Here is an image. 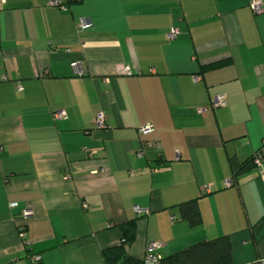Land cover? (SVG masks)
<instances>
[{
	"label": "crops",
	"instance_id": "0c3cea01",
	"mask_svg": "<svg viewBox=\"0 0 264 264\" xmlns=\"http://www.w3.org/2000/svg\"><path fill=\"white\" fill-rule=\"evenodd\" d=\"M67 1L0 4V264H106L134 219L140 261L150 242L163 258L222 236L235 264L264 261V158L232 167L264 157V13L253 0ZM193 199L197 227L179 211Z\"/></svg>",
	"mask_w": 264,
	"mask_h": 264
},
{
	"label": "trees",
	"instance_id": "16d2710c",
	"mask_svg": "<svg viewBox=\"0 0 264 264\" xmlns=\"http://www.w3.org/2000/svg\"><path fill=\"white\" fill-rule=\"evenodd\" d=\"M81 0H68L70 5L78 4ZM264 149V146H263ZM262 149L256 152L244 164L232 162L235 172L244 169L258 168L255 161L258 156L263 160ZM181 218L192 227H197L202 222L198 199H193L179 205ZM121 242L119 246L106 250L104 254L106 264H146L145 260L135 259L127 254V249L134 244L137 236V219L120 226ZM264 262V261H263ZM159 264H235L233 260V248L228 236L218 237L209 241H203L187 247L173 255L163 257ZM155 263V264H158ZM264 264V263H263Z\"/></svg>",
	"mask_w": 264,
	"mask_h": 264
},
{
	"label": "built area",
	"instance_id": "2783aa9c",
	"mask_svg": "<svg viewBox=\"0 0 264 264\" xmlns=\"http://www.w3.org/2000/svg\"><path fill=\"white\" fill-rule=\"evenodd\" d=\"M5 3V0H0V4H3ZM52 6H58L62 9H65L64 6H62L60 3L58 2H52L51 3ZM250 7L251 9L253 10V12L256 14V15H261L264 13V5H263V1L262 0H253L251 1L250 3ZM92 26V24L88 21V20H84V19H81L79 22H78V27L80 30L84 31V30H88L90 29ZM176 32H171L170 34L167 35V38L169 40H174L175 37H176ZM73 67L75 69V71L77 72L78 75H83V71L80 70L79 68V65L77 63H74L73 64ZM198 80V79H197ZM227 105V101H226V97L225 96H218V97H215L213 100H212V107L213 108H219V107H225ZM201 114H204L206 111L205 110H201L200 111ZM67 117V114L64 110H59V111H56L54 114H53V118L55 121H61V120H64L65 118ZM103 122H104V116L103 115H100L97 117V125L99 127H102L103 125ZM152 126H145L143 128H141L139 130L140 134L142 135H148L150 133H152ZM147 147L149 148H154L155 147V144L153 142H147ZM264 146V145H263ZM262 159L260 156H258L256 158V165L259 167L262 165ZM226 186H232V181L229 180L227 183H226ZM208 192V191H207ZM17 206L16 203H13L11 204V207L12 208H15ZM135 212L140 214L142 212L141 208L136 206L134 208ZM24 216L28 219L30 216H31V211L30 210H26L24 212ZM172 220H174V218H172ZM24 227L21 228V234L20 236L22 238L25 237V234H24ZM164 247V244L162 242H150L147 246V249H146V255H145V262L146 264H155V263H158L162 257H161V254H160V250ZM33 262L34 263H39L40 262V257L39 256H33ZM264 262L263 261H259L257 262V264H263Z\"/></svg>",
	"mask_w": 264,
	"mask_h": 264
}]
</instances>
